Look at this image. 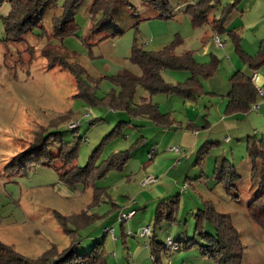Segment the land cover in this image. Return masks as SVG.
<instances>
[{
    "label": "rangeland",
    "instance_id": "obj_1",
    "mask_svg": "<svg viewBox=\"0 0 264 264\" xmlns=\"http://www.w3.org/2000/svg\"><path fill=\"white\" fill-rule=\"evenodd\" d=\"M92 1L81 0L77 5L73 34L63 37L53 34L52 17L61 14L64 3L57 0L55 5L49 1L43 4L36 25L23 31L20 38L7 39L3 17L8 14L10 4L8 0H0V241L30 258H37L53 245L61 251L74 243L75 251L80 253L102 241V264H214L202 254L198 244L184 248L189 238L195 237L201 242L194 231V217L203 202L210 201L218 212L229 215L239 232L243 244L241 264H264V230L247 212L257 182L250 176L245 142L238 141L232 132L227 133L231 142H224L226 133L217 129L212 137L215 141L214 136H218L219 143L211 147L201 164L191 162L197 150L189 156L191 159L181 158L178 170L169 175L174 185L157 196L151 190L162 178L143 184L146 176L155 175L143 177L142 166L150 163L148 151L161 130L178 129L160 127L146 117H131L126 111L102 102L106 94L119 90L112 76L123 69L139 73L128 62L134 41L146 50H159L177 35L182 41L177 49L193 50L198 63L210 61L211 55L202 57V44L190 36L193 31L190 16L182 9L190 0H169L172 7L169 18L158 17V11L143 0L120 2L113 7L111 18L101 21L95 30L90 29L92 20L88 12ZM232 1L220 2L224 5ZM221 5L208 14L210 21L218 16ZM235 15L236 12L232 17ZM100 18V14L96 15V19ZM148 21L153 23L149 25ZM55 57L83 69L81 76L92 86L100 100L98 104L76 95L75 77L53 62ZM162 75L166 81L177 83L184 82L189 72L166 69ZM205 79H201L203 88ZM141 95L145 92L137 86L133 102H139ZM157 97L152 101L161 100V109L182 112V107L168 102L165 94ZM256 118L249 116V125L247 120L240 121V129L248 126L249 131L254 127L261 129L264 122ZM128 120L130 123L116 127L119 121ZM71 123H77L78 128L71 129ZM38 130L61 131L63 143H72L81 137L75 158L79 166H84L97 148L95 164L98 166L113 153L128 149L131 154L121 168L109 169L102 176L96 174L87 184L68 185L51 165L12 166L13 157L26 148L30 136ZM56 147L55 142L49 143L51 150ZM159 148L158 155H161L163 149ZM214 154L225 155L238 167L241 177L230 192L214 179ZM195 168L198 172L203 168L202 175L197 179L195 175H188L186 179L184 170L194 173ZM94 189L100 192L96 203L92 202ZM176 194H179L176 220L163 221L155 234L157 241L165 243L170 238L177 248L163 250L160 261L154 262L149 237H142L139 232L146 225L153 226L158 202ZM133 199L135 203L130 204ZM124 208H134L136 213L120 222L118 216ZM56 213L67 217L66 220L61 222ZM106 227H112V232L104 233ZM207 230L213 232L210 225Z\"/></svg>",
    "mask_w": 264,
    "mask_h": 264
},
{
    "label": "trees",
    "instance_id": "obj_2",
    "mask_svg": "<svg viewBox=\"0 0 264 264\" xmlns=\"http://www.w3.org/2000/svg\"><path fill=\"white\" fill-rule=\"evenodd\" d=\"M47 1L52 5L57 2V0H8L10 9L8 14L3 17L6 38L18 39L23 31L36 25L37 15ZM80 1L64 0L61 14L52 17L54 35L63 37L74 33L76 30L74 14ZM143 1L158 11V17L169 18L172 16V7L169 0ZM220 1L195 0L186 4L183 12L190 16L193 27L210 22L212 30L216 34H221L226 32L225 21L231 12L237 8L240 0H233L224 5H221ZM120 2H127V0H93L88 7L92 20L90 29L95 30L101 21L109 20L113 7ZM217 5H221L219 14L210 21L208 14ZM99 14L101 18L96 19V15ZM227 34L233 39L238 56L251 69H256L264 62V58L260 55L252 56L243 51L235 31L230 30ZM181 42V39L176 35L168 45L163 46L161 49L146 50L134 41L128 60L140 69V74H134L127 69H123L112 76V81L119 87V90L118 92L112 91L106 94L102 102L109 104L112 108L126 111L131 117H146L160 127L179 129V123L172 119L170 113H161L157 103L152 101L151 97L162 93L167 96L178 95L183 99L196 100L206 94L201 79L213 75L219 62L215 55H212L208 62L198 63L191 50L176 53L175 49ZM53 62L70 71L75 77L77 96L83 97L93 105L100 102L90 83L83 80L81 76L83 69L81 67L76 64L72 65L57 57L53 59ZM166 69L186 70L189 72V76L184 82L171 83L166 81L162 75V72ZM229 81L230 90L226 94L227 102L224 114L231 115L249 111L252 104L258 99L257 88L253 84L251 76L237 70L231 75ZM137 86L147 92L148 97H141L140 101L135 103L133 102V95ZM128 123H130V120L119 121L116 127L119 129L122 125ZM206 125L207 120L204 126ZM186 128L195 129L196 127L187 125ZM60 132L58 130L49 132L34 131L26 148L13 157L12 166L25 168L34 163L51 165L59 172L62 182L68 185H76L78 183L87 184L93 176L96 174L102 176L109 169L121 168L130 157L131 152L128 149L122 150L113 153L98 166L95 164V154L99 150L97 148L93 151L87 163L84 166H79L75 163V158L81 137H78L75 142L63 143ZM51 141L57 144L55 150L49 148ZM216 144H218V141L202 143L195 153L194 165L201 164L204 157L209 154L211 147ZM245 144L250 161V176L257 182L254 195L247 204V212L251 219L264 230V133L260 136L255 134L246 136ZM213 176L215 181L221 183L229 192L236 188L241 177L236 166L224 155H218L215 158ZM99 196L98 189H94L92 202L96 203ZM233 197H237V194H233ZM178 204L179 194L164 197L157 204L155 221L151 227L148 242L151 258L154 262H159L161 252L169 249L166 247V243L156 240L155 231L163 221L173 222L176 220L175 212ZM56 216L61 222H64L67 218L58 213H56ZM194 222V231L201 242H197L195 237L189 238L185 241L184 248L198 244L202 254L209 257L214 264H241L243 244L238 230L231 223L229 215L218 212L210 201H204L203 206L199 208L194 217ZM208 225L213 228V232L207 230ZM102 244V241L96 242L88 251L80 253L75 251L74 243L61 251H58L53 245L37 258H30L14 250L11 245L0 241V264H102Z\"/></svg>",
    "mask_w": 264,
    "mask_h": 264
},
{
    "label": "crops",
    "instance_id": "obj_3",
    "mask_svg": "<svg viewBox=\"0 0 264 264\" xmlns=\"http://www.w3.org/2000/svg\"><path fill=\"white\" fill-rule=\"evenodd\" d=\"M194 1L195 0H190L189 3ZM185 5H182V9H184ZM235 12L236 15L232 17ZM227 21L229 22L227 23ZM152 23L153 22L148 21L149 25ZM208 25V23H205L198 27L192 26L193 31L190 34V36L195 38L199 44H202V57H207L209 56L208 54L211 56L215 55L219 61L217 70L213 73V75L206 78L204 81V90L206 94L197 98L194 102L183 98L178 101L176 98H181L180 96L166 95V100H168V102L182 107V112L179 114L173 110L167 111L161 109L163 105L161 100L156 102L161 113H170L172 115V119L180 125V128L175 131L167 129L161 130V135L158 137L156 142H152L150 146L151 148L148 151V158L151 160L150 163L146 166H142L143 177L147 174H154L157 179L162 178V181L157 183L155 188L151 190L154 191L157 196L163 195L169 189V186L174 185L175 181L172 176L169 175L173 170L174 172L178 170L181 158L186 156L188 158L189 156L192 157L194 155L193 153L201 146L202 143L206 141H214L212 136L216 135L217 129L226 133L223 137L224 142H231V139L227 135L228 132L235 134L238 141L244 142L246 136L248 135L255 134L260 136L264 133V124L261 129L254 127L251 131H249V126L245 128V130L240 129V121L247 120V124L249 125L248 120L251 115H254L257 117L256 119L264 122V62L256 69H251L249 65L238 56L233 39L227 34L230 30L235 31L239 37L241 48L245 53L252 56L258 54L264 58V0H240L237 8L231 12L225 21L226 32L224 33L216 34V32L212 30L211 25ZM215 35H219L222 38L224 42V46L222 48H219L214 44L213 36ZM209 37H211L210 40H208ZM209 41H211L210 44L212 43L213 45H209ZM177 48L175 49L176 53H180L184 50H191L183 47H180L179 49ZM237 70H240L251 77L254 75L255 78L252 82L257 89H262L263 95H258V102L256 101L258 104L257 109H253L251 106L250 110L245 113L226 115L224 114V108L227 102L226 94L230 90L229 78ZM138 74H140V69ZM158 95H162V93L153 95L151 99L154 98L157 100V98H159L157 97ZM218 95H220L221 98L217 97ZM141 97H148L147 92H145V95H141L140 98ZM204 115H207V117H204ZM206 120L207 125L204 126L206 124ZM187 125H193L196 128L188 129L186 128ZM214 137L216 141L218 136ZM160 146L163 149V153L158 155ZM154 147L157 150L154 152L152 157H149V152ZM171 147H177L178 150H172ZM171 154H180V156H171ZM217 156L218 155L214 154L212 160L213 163ZM193 159L191 162L194 161ZM236 169L238 171V167H236ZM203 170L204 169L202 168L201 172H198L195 168L194 173L190 170H184V176L188 179V175H195L194 177L197 179L202 175L201 173H203ZM181 188L186 189L185 185H182Z\"/></svg>",
    "mask_w": 264,
    "mask_h": 264
},
{
    "label": "built area",
    "instance_id": "obj_4",
    "mask_svg": "<svg viewBox=\"0 0 264 264\" xmlns=\"http://www.w3.org/2000/svg\"><path fill=\"white\" fill-rule=\"evenodd\" d=\"M213 42L214 44L219 47V48H222L224 46V42L222 40V38L219 36V35H215L213 36ZM254 75H252L251 77V80H254ZM257 92H258V95L262 96L263 95V91L262 89H257ZM258 107V104L255 102L252 104V108L253 109H257ZM69 127L71 129H77L78 128V124L77 123H71L69 125ZM172 150H178L177 147H171ZM156 148H152L149 152V157H152V155L154 154V152H156ZM157 180V177L155 176H152V175H148L144 180H143V184H151L153 182H155ZM135 200H131V203H134ZM136 210L134 208H130V209H124L121 211V213L119 214L118 216V220L120 222H123V221H126L128 219H130L134 214H135ZM108 231H111L112 232V227H109V228H105L104 229V232H108ZM140 235L142 237H149L151 235V227L149 225H146L145 227H143L142 229H140ZM166 247L168 248H173V249H176L177 248V245L174 243V241H172L170 238H167L166 241Z\"/></svg>",
    "mask_w": 264,
    "mask_h": 264
}]
</instances>
